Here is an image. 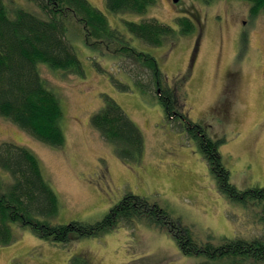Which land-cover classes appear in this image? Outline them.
<instances>
[{"label":"rangeland","instance_id":"1","mask_svg":"<svg viewBox=\"0 0 264 264\" xmlns=\"http://www.w3.org/2000/svg\"><path fill=\"white\" fill-rule=\"evenodd\" d=\"M87 1L105 14L129 46L156 59L189 119L199 123L210 138L223 140L219 153L230 183L240 191L264 188V15L252 18L249 3L243 0L208 4L155 0L143 15L111 14L105 0ZM4 3L19 4L41 15L23 0ZM189 15L195 19V31L162 47L142 43L128 34L123 24L155 18L175 27V17ZM65 23L67 39L82 63L84 76L39 65L41 78L60 100L63 146L51 148L2 117L0 144L23 146L37 157L59 200L53 224L100 221L130 193L155 203L171 217L170 231L148 225L143 219L119 224L99 237L73 236L67 244H53L38 239L28 228L14 225L13 242L0 245V264H237L184 254L172 230L184 234L187 228L201 245L210 242L217 246L225 238L263 240L261 206L250 200L239 203L219 191L195 141L185 131L172 128L152 91H140L126 73L137 64L131 58H119L118 45L91 46L95 41L88 38V48L77 18L69 15ZM111 78L130 90L117 89ZM103 93L139 128L144 140L139 162L120 160L90 126L89 119L101 107ZM0 176L9 180L1 170Z\"/></svg>","mask_w":264,"mask_h":264},{"label":"trees","instance_id":"2","mask_svg":"<svg viewBox=\"0 0 264 264\" xmlns=\"http://www.w3.org/2000/svg\"><path fill=\"white\" fill-rule=\"evenodd\" d=\"M23 1L35 6L41 15L19 4L7 6L4 0H0V117L51 148L63 146L65 137L60 100L41 78L39 65L66 75L84 76L82 63L66 35L65 20L71 15L83 25L86 39L83 42L88 48H91L87 43L88 38H93L95 42L91 46L116 44L119 46V58L134 60L138 67L134 70L126 68L125 71L135 86L142 92L152 91L169 125L185 131L195 141L219 191L239 203L250 200L259 204L260 220L264 223V188L240 191L230 183L229 172L219 153L223 140L210 138L199 123L189 119L179 104L176 90L168 87L152 55L129 46L125 36L110 26L105 14L87 0ZM199 1L208 4L214 0ZM243 1L249 3V15L252 18L264 15V0ZM154 3L155 0H105L106 9L111 14L143 15ZM193 19L191 15L175 17V27L155 18H145L140 22L124 21L123 24L127 33L142 43L150 47H162L192 34L196 29ZM95 66L102 71L97 63ZM111 81L123 92L130 90L128 85L114 78ZM101 99V107L89 119L90 126L105 143L113 147L120 160L139 162L144 150L139 128L111 97L103 93ZM0 170L9 176L7 181L0 176L1 246L13 242L14 225L28 228L42 241L67 244L73 236L77 239L99 237L119 224L134 220L144 219L148 225L158 228H167L171 224V217L155 203L130 193L110 208L100 221L53 224L59 211V200L43 176L37 157L23 146L2 142ZM184 230V234L172 230V236L184 254L203 255L222 262L233 260L237 264L246 261L264 262V239L247 241L225 238L217 246L210 242L201 245L192 239L187 228Z\"/></svg>","mask_w":264,"mask_h":264},{"label":"water","instance_id":"3","mask_svg":"<svg viewBox=\"0 0 264 264\" xmlns=\"http://www.w3.org/2000/svg\"><path fill=\"white\" fill-rule=\"evenodd\" d=\"M179 0H172L173 3H177Z\"/></svg>","mask_w":264,"mask_h":264}]
</instances>
